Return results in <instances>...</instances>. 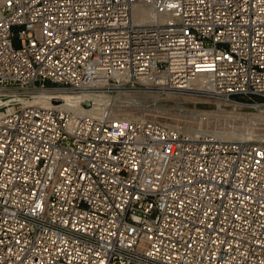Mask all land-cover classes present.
<instances>
[{
    "label": "built area",
    "instance_id": "2783aa9c",
    "mask_svg": "<svg viewBox=\"0 0 264 264\" xmlns=\"http://www.w3.org/2000/svg\"><path fill=\"white\" fill-rule=\"evenodd\" d=\"M129 89L264 113V0H2L0 264H264V141L62 99Z\"/></svg>",
    "mask_w": 264,
    "mask_h": 264
},
{
    "label": "rangeland",
    "instance_id": "374dc122",
    "mask_svg": "<svg viewBox=\"0 0 264 264\" xmlns=\"http://www.w3.org/2000/svg\"><path fill=\"white\" fill-rule=\"evenodd\" d=\"M112 96L82 99L86 103L94 101V109L111 106L114 115L121 118L156 119L185 130L194 129L212 136L223 134L228 140H241L237 136H244L248 140L264 141V113L251 106L234 108L206 93L172 90L129 89L114 92Z\"/></svg>",
    "mask_w": 264,
    "mask_h": 264
},
{
    "label": "bare ground",
    "instance_id": "6f19581e",
    "mask_svg": "<svg viewBox=\"0 0 264 264\" xmlns=\"http://www.w3.org/2000/svg\"><path fill=\"white\" fill-rule=\"evenodd\" d=\"M194 85L195 86H197V87H199V82H195L194 83ZM93 95H100V94H94V93H92V94H84V95H80V96H74V97H72V98H69L68 96H64V97H62V99L63 100H66L67 102H73V100H71V99H78V101H82V102H84L83 101V97L84 96H93ZM110 97H113V96H110ZM101 102H105V103H107V102H111V100H100ZM86 102V101H85ZM87 102H91V103H93L94 101H87ZM113 106V105H112ZM104 109V107H100V109H96L97 111V114H100L101 112H102V110ZM76 110H78V109H76ZM79 111L81 112L82 111V109H79ZM187 132H189V133H191V134H204L203 132H201V131H197V130H194V129H187L186 130ZM214 136H216V138H219V139H225L226 137H225V135H223V134H215ZM239 139H241V140H248V139H246L244 136H237ZM249 138V137H248Z\"/></svg>",
    "mask_w": 264,
    "mask_h": 264
},
{
    "label": "water",
    "instance_id": "95a60500",
    "mask_svg": "<svg viewBox=\"0 0 264 264\" xmlns=\"http://www.w3.org/2000/svg\"><path fill=\"white\" fill-rule=\"evenodd\" d=\"M90 105L91 104L89 102H87V103L84 104L85 107H90Z\"/></svg>",
    "mask_w": 264,
    "mask_h": 264
}]
</instances>
